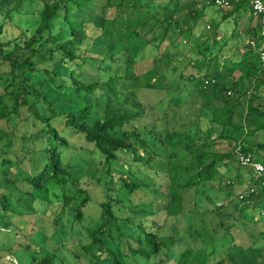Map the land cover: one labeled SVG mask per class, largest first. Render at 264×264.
Segmentation results:
<instances>
[{
  "label": "trees",
  "instance_id": "obj_1",
  "mask_svg": "<svg viewBox=\"0 0 264 264\" xmlns=\"http://www.w3.org/2000/svg\"><path fill=\"white\" fill-rule=\"evenodd\" d=\"M3 1L0 0V15L4 16L0 34L6 21H11L10 11L19 9L15 4L3 11ZM40 1L39 21L30 35L23 32L10 40H0V68L8 67V81L0 88V172L14 170L15 190H23L24 201L29 203L35 197L50 203L51 190L58 204L56 212L72 234L73 229L86 222L89 210L98 213L97 226L86 228L90 242L80 245L75 241L68 247V254L58 257V252L45 248V264H150V257L158 253V245L165 244L159 235L161 223L146 220L148 213L140 208L144 207V195L154 193L159 201L164 199L165 210L169 211L168 202L173 196H184L218 175L216 161H221L220 164L232 158L235 161L239 154L261 161L256 155H264V142L255 145L237 142L231 151L217 152L216 158L201 166L180 164L177 167L180 171L190 173L183 181L172 182L168 192L171 198L166 190L160 192L155 185L161 182L157 170L149 180L140 171L155 155L157 158L144 134L164 135L156 129L157 122L147 132L142 130L159 108L154 94H158L161 102L168 103V90L178 94L176 91L182 87L176 78L166 84L164 72L156 75L154 53L163 42L178 44L180 33L189 38L193 29L204 21V8L187 11V7L177 5L179 0H117L112 4L108 0ZM227 1L231 6L223 19L233 16L237 22L247 10L254 17L252 0ZM212 4L216 5L215 0ZM171 7L178 10L175 18L168 12ZM176 29L180 33L173 38ZM170 30L173 36L169 35L168 39ZM97 42L96 46L89 47L90 43ZM199 50L198 46L196 55ZM247 57L241 61L248 62ZM191 62L197 65L195 59L186 60L185 65ZM245 65L247 74L256 77V87L261 88L260 93L255 92V105L248 115L253 126L250 130L258 131L264 129V67L260 62L258 68L252 63ZM207 74L200 81L203 89L215 82ZM186 78L193 80L192 75ZM175 99L165 111L174 110L181 98L175 96ZM200 142L190 140L195 146L201 145ZM79 144L97 150L100 157L98 164L89 162L80 179L74 180L68 165L72 160L69 152L81 148ZM76 158L78 164L84 165L83 157ZM261 183H264V174L253 176L237 198L243 195L254 209L264 198L250 199L254 196L250 189ZM1 192L0 188L3 209L24 213L25 207L15 205L21 204L18 198L11 200L10 192ZM227 204L212 208L220 212L219 221L210 222V229L206 225L197 227L191 242L178 253L177 264H234V254L239 250L254 252L248 235L242 238L244 235L239 230L234 233L243 220L240 213L245 208L234 206L231 221H227L225 230L219 234ZM254 230L250 231L256 234ZM219 238H223L222 242L229 238L230 245L219 248ZM30 244L26 240L25 248ZM81 255L85 257L84 262L80 260ZM166 263L162 259L152 264Z\"/></svg>",
  "mask_w": 264,
  "mask_h": 264
},
{
  "label": "rangeland",
  "instance_id": "obj_2",
  "mask_svg": "<svg viewBox=\"0 0 264 264\" xmlns=\"http://www.w3.org/2000/svg\"><path fill=\"white\" fill-rule=\"evenodd\" d=\"M116 1L108 0V3L112 4ZM177 2H179L177 5L187 7V11L204 8L203 18L205 19L200 22L199 27L193 29L189 38L177 29L173 36L171 31L173 24L166 36L170 39L169 35L174 38L180 33L178 44L167 45V42H163L154 53L153 66L156 75L159 76L161 72H164L163 79L167 80L166 84L167 82L169 84L173 78L179 79L180 84H178L182 88L176 91L178 94L173 92V89L168 90L167 95L170 94L168 103L161 102L157 97L158 94H154V102L159 108L154 119L147 123L142 131L147 132V129L152 128L151 125L157 122L159 127L156 125V129L164 136L144 134L157 154V158L155 155V159L143 166L140 173L147 176L149 180L154 176L153 172L157 170L161 182L155 185L160 192L166 190L167 194L171 191L172 182L183 181L190 173V171L187 172L188 170H186L187 173L180 171L177 168L180 164L191 163V166H201L204 162L216 158L217 152L231 151L237 142L253 145L264 142V129L250 130L253 126L248 116L249 110L255 105V92L260 93L261 88L256 87V77L253 74H247L245 67L247 63H252L256 68L259 67L258 49L250 47L248 41L257 37L260 29H264V13L251 18L247 10L236 22L233 16L223 19L231 5L225 7L214 5L212 0H179ZM15 4L19 9L10 11L11 21H6L7 25L0 34L2 41L10 40L23 32L25 35H30L39 21V10L42 6L40 0H10L8 3L4 0L2 9L7 11ZM168 12L173 18L178 16L176 7L169 8ZM79 15L85 18L82 12H79ZM3 17L0 15V22ZM215 31L217 33H214ZM98 43H90L89 47L96 46ZM196 46L200 47V53L197 55ZM90 53L93 54L94 51ZM251 54L256 55L257 58ZM244 56H248L246 63L244 60L241 61ZM189 59H195L197 65L194 64L195 62L185 65L186 60ZM7 70L8 67L5 65L0 68V88L8 81ZM205 73H208L209 79H215V82L203 89L200 81L204 79ZM189 75L193 76V80H186V76ZM183 86H185L184 90H182ZM175 96L181 98L179 103H176L174 110L165 111L166 106L172 107L171 103L176 101ZM217 136L220 137L216 141H211ZM205 139L208 140L205 141ZM190 140L196 144L201 141V145H191ZM79 147L84 149L80 151L81 148H75L70 149L69 152L72 160L68 161V165L74 180L80 179L84 167L89 162L98 164L100 157L97 150L92 151L83 144H79ZM78 155L83 157L84 165L76 162ZM262 155H256V157L264 164V155ZM126 162L130 164L129 160ZM220 163L221 161L214 163L218 169V175L213 179L200 183L184 196L171 198L169 194L168 196L172 199L170 203L168 202L169 211L165 210L164 199L159 201V198L154 197V193L144 195V207L140 208L147 211L146 220L154 219L158 221L157 223H161L159 235L165 244V246L158 245V253L150 257V264L162 259L167 262L166 264H177L178 253L186 247L188 242H191L192 234L195 235L197 227L206 225L209 228L210 222L219 221L220 212L212 208L215 205L227 203L225 211L222 212L224 215L221 219L224 220V224L219 226V234L225 230L227 221H231L230 215L234 206H239L240 209L245 208L240 213L243 220L240 221L234 233H238L239 230V233L244 235L242 238L248 235L255 247L253 253L247 252L246 249L236 252L234 264H264V201L251 209V201L247 202L243 197L237 198V194L245 190L250 179L258 173L251 167H238L233 158L223 164ZM15 177L12 169L0 172L1 194L10 192L11 200L18 198L21 202L15 205L25 207V211L22 210L24 213L19 214L3 209L0 203V264H45L43 261L45 248L58 252V257L68 254V247L75 241L80 245L90 242L91 238L86 228L97 226L99 216L96 211L89 210L86 222L73 229L72 234L69 226L64 225L62 217L56 212L58 204L52 195L53 192L50 190V203L39 197H35L36 199L29 203V200L24 201L23 190H15L13 183ZM66 183L68 185V182ZM101 184L98 186L100 187ZM111 186L115 189V185L111 184ZM66 189L68 190L67 187ZM251 193L254 196H250V199H263L264 183L255 187ZM58 199L61 197L59 196ZM128 203L126 201V204ZM5 212L9 215H4ZM252 220L254 222H251ZM250 230L257 233L254 234ZM223 238H219L221 240L218 242L221 249L230 245L229 238L222 242ZM26 240H30L31 244L25 248ZM72 249L75 248L72 247ZM80 260L84 262L85 257L81 255Z\"/></svg>",
  "mask_w": 264,
  "mask_h": 264
},
{
  "label": "built area",
  "instance_id": "obj_3",
  "mask_svg": "<svg viewBox=\"0 0 264 264\" xmlns=\"http://www.w3.org/2000/svg\"><path fill=\"white\" fill-rule=\"evenodd\" d=\"M215 4L219 6H228L229 2L227 0H215ZM251 12L254 16H259L264 13V1L263 0H252L251 1ZM259 35L257 37L251 38L248 41V45L253 48L258 49L259 62L264 67V29H260ZM208 84V81H204V86ZM235 161L241 166L250 165L258 174L264 173V165L259 160L252 159L249 155L239 154L235 157ZM253 189H250L252 191ZM240 198L243 195H239Z\"/></svg>",
  "mask_w": 264,
  "mask_h": 264
}]
</instances>
